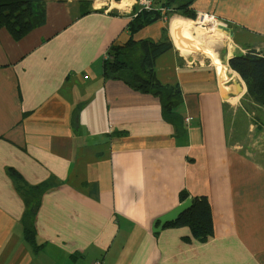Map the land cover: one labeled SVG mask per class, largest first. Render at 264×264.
Here are the masks:
<instances>
[{
	"label": "crops",
	"instance_id": "obj_1",
	"mask_svg": "<svg viewBox=\"0 0 264 264\" xmlns=\"http://www.w3.org/2000/svg\"><path fill=\"white\" fill-rule=\"evenodd\" d=\"M190 1L225 21L241 49L264 56V0ZM40 4L43 19L23 37L0 28V264H264V109L246 107V83L229 66L246 52L220 58L224 79L211 57L196 61L171 37L155 73L180 88L178 131L159 97L104 74L140 5ZM162 13L134 38L170 33ZM41 184V193L28 190ZM182 191L210 200L206 240L188 226L152 231ZM36 199L34 250L25 215Z\"/></svg>",
	"mask_w": 264,
	"mask_h": 264
},
{
	"label": "trees",
	"instance_id": "obj_2",
	"mask_svg": "<svg viewBox=\"0 0 264 264\" xmlns=\"http://www.w3.org/2000/svg\"><path fill=\"white\" fill-rule=\"evenodd\" d=\"M190 4V0H154L155 9H140L129 24L131 36L128 41L113 45L104 61L105 76L123 79L134 88L159 97L162 101L163 116L172 122L178 131L183 126V115L177 111L182 103L180 88L162 84L155 73L157 57L174 47L170 33L165 28L163 37L158 41L152 38L136 40L134 35L163 15L161 7H175L177 13L194 19L197 13L189 8ZM42 11L40 0H0V28H6L14 38H21L43 19ZM229 66L239 73L246 83L245 97L252 102L246 104V107L257 109L254 103L264 109V56L254 50L238 53L229 59ZM11 172L15 174V171ZM45 188L46 185L41 184L28 190L37 189V193H41ZM189 197L192 198V205L176 220L167 222L164 227L188 226L194 237L206 240L214 234L212 205L206 195L191 196L187 191L180 193V202ZM38 204L36 199L33 209L25 215V239L33 249L41 246L36 244L37 233L30 222L32 211L36 210Z\"/></svg>",
	"mask_w": 264,
	"mask_h": 264
},
{
	"label": "rangeland",
	"instance_id": "obj_3",
	"mask_svg": "<svg viewBox=\"0 0 264 264\" xmlns=\"http://www.w3.org/2000/svg\"><path fill=\"white\" fill-rule=\"evenodd\" d=\"M121 1H124V5L118 6ZM92 2H93L94 6H97L99 8H112V10L113 9L123 10L126 7H128L131 3H133L136 6L140 5L139 0H92ZM168 8H170L171 10L166 11L165 16H166L167 20L169 21V23H170L171 17L175 14L176 15H182L186 18H190L187 15L177 13L175 7H168ZM192 9L195 10L193 7H192ZM204 14H205V17L209 18V15H206V12H200V13H197L195 15V18L193 19L194 20L193 26L195 29H197V32L194 31L193 36H194V38H197V40H199V42L201 44V48L196 49L194 52L188 54V56L194 57L193 59H195L197 61V60H199V58L204 59L205 57H207V58L210 57L209 56L210 52L207 51V50H210L211 52L216 53V55L223 60V58L225 57L226 54L230 55V54L236 53L240 50L243 52H246V49H241L240 45H237L234 42V40H232L233 34L231 33L230 29H229V32L224 31L225 35H223V36H221L215 30L211 31L209 28V21L208 20H207V22L200 21L201 16H203ZM216 18H217L216 21L226 23L225 21L219 19V17L217 15H216ZM210 19L215 20L214 18H210ZM224 26H227V28L228 27L230 28L229 25H224ZM170 35L173 38L171 31H170ZM238 106L239 105L237 104V107ZM251 115L255 117V113L254 114L251 113ZM256 116H257V114H256ZM256 122L257 121H254L253 123L255 124ZM248 137H249V139L251 138L250 134L248 135ZM256 154L260 155L262 153L257 152ZM8 171L11 172V168H8ZM11 175L14 176L13 174H11Z\"/></svg>",
	"mask_w": 264,
	"mask_h": 264
},
{
	"label": "bare ground",
	"instance_id": "obj_4",
	"mask_svg": "<svg viewBox=\"0 0 264 264\" xmlns=\"http://www.w3.org/2000/svg\"><path fill=\"white\" fill-rule=\"evenodd\" d=\"M124 1H121L118 6H123ZM209 21V28L211 31H217L221 36L225 35L224 33V24L216 20H211L208 17L201 16L200 21L207 22ZM194 20L191 18H186L182 15H173L170 22V29L173 35V40L177 48L184 54L188 55L194 52L196 49L201 48V44L197 38H194V31L197 32V29L193 26ZM210 52L209 56L213 59V62L217 64L218 71L221 77L224 79L227 77L225 64L221 61L220 57L216 53ZM238 97L231 98L232 101H236Z\"/></svg>",
	"mask_w": 264,
	"mask_h": 264
},
{
	"label": "water",
	"instance_id": "obj_5",
	"mask_svg": "<svg viewBox=\"0 0 264 264\" xmlns=\"http://www.w3.org/2000/svg\"><path fill=\"white\" fill-rule=\"evenodd\" d=\"M225 31L229 32V27L227 28V26L223 27ZM236 92H241L243 91L240 83L236 82ZM192 205V198L189 197L186 200H184L183 202H180L177 206H175L174 208H172L171 210L167 211L166 213L160 215L154 222L152 225V231L153 232H158L160 231L164 225L167 222H171L177 219V217L183 213L184 211H186L190 206Z\"/></svg>",
	"mask_w": 264,
	"mask_h": 264
},
{
	"label": "built area",
	"instance_id": "obj_6",
	"mask_svg": "<svg viewBox=\"0 0 264 264\" xmlns=\"http://www.w3.org/2000/svg\"><path fill=\"white\" fill-rule=\"evenodd\" d=\"M139 4H140V9H146V10H152L155 9L154 6V0H139ZM161 11L166 12V11H170V8H166V7H161L160 8ZM206 15H209V18H214L215 20H217L216 15L214 13H208L206 12ZM205 16V14L203 15ZM224 25H227V23H223ZM108 57V54H106V57ZM85 77H88V75H86ZM190 117H186V121L189 122ZM92 264H105L104 261L102 259H98L95 260Z\"/></svg>",
	"mask_w": 264,
	"mask_h": 264
},
{
	"label": "clouds",
	"instance_id": "obj_7",
	"mask_svg": "<svg viewBox=\"0 0 264 264\" xmlns=\"http://www.w3.org/2000/svg\"><path fill=\"white\" fill-rule=\"evenodd\" d=\"M228 25V24H227Z\"/></svg>",
	"mask_w": 264,
	"mask_h": 264
}]
</instances>
